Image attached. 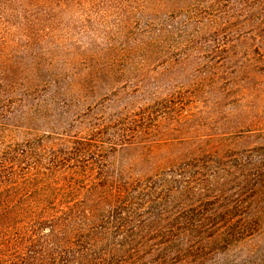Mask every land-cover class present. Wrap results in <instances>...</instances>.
I'll return each instance as SVG.
<instances>
[{
	"label": "trees",
	"instance_id": "16d2710c",
	"mask_svg": "<svg viewBox=\"0 0 264 264\" xmlns=\"http://www.w3.org/2000/svg\"><path fill=\"white\" fill-rule=\"evenodd\" d=\"M113 11L133 17L135 34L87 102L58 58L85 30L76 14ZM216 16L187 0H0V264H234L264 234V130H227L235 107L219 100L237 103L234 82L214 71L200 99L161 94L155 74L143 83L174 62L211 66L230 44ZM204 33L215 35L197 45ZM243 136L258 142H231Z\"/></svg>",
	"mask_w": 264,
	"mask_h": 264
},
{
	"label": "rangeland",
	"instance_id": "374dc122",
	"mask_svg": "<svg viewBox=\"0 0 264 264\" xmlns=\"http://www.w3.org/2000/svg\"><path fill=\"white\" fill-rule=\"evenodd\" d=\"M187 1L199 3L209 12L213 8L218 16H216L218 22L220 21L219 29L229 32V49L220 52L218 58L216 57L217 55L209 58L212 63L209 67L203 64V67H200V62L208 59V56H198L193 59L199 63L198 71H193L190 67L195 65L194 61H190L185 66H179L178 63L174 62L169 70L148 73L143 83L146 85L150 84L153 81L150 76L155 74L161 94H165L172 88L185 87L186 90L195 91L197 98L200 99L199 96L203 95L204 92H207V94L211 93L209 90L213 85H210L209 77L212 79V72L215 71L219 76H226L230 82H234L232 90L228 89V92H232L230 99L233 96L238 97L237 103L233 106L227 97L219 100L221 108L225 105L223 107L224 110H234L235 107L237 116L229 117V122L226 123L229 125L227 130L232 131L246 126L250 128L259 127L264 130V0ZM84 17L86 16L81 13L74 16L78 30H85L83 32L77 30L78 32L69 40V42L73 43L74 51H72L71 45H68L67 42L64 49L72 52L60 53L58 60L60 61L61 58H64L74 66L75 72L78 74V81L83 86L82 94L87 97V102H94L106 92L100 78L104 79L102 75L105 73L106 67L108 68L106 60L109 54L119 47L118 42L131 45L130 35H127V30H130L131 34H135V30L131 31L129 29L130 26L127 24L129 23L127 19L131 20L133 17L123 14V11L107 12L103 15L90 14L88 22H83ZM86 26L91 29H86ZM214 35L212 33H204L200 39L195 38L196 44L200 45L202 38L211 40ZM176 40H178L177 36L171 40L172 44H175ZM226 47L228 45L223 48ZM160 65L161 62H158L154 68L157 67V70L160 71ZM142 71L143 69L137 74ZM169 74L172 75L173 79L169 82H164V78ZM196 79H198L196 83H192ZM196 101V111L205 110L207 113L212 112L210 111L213 107L211 103ZM202 120L212 124L208 122V118ZM31 133L16 131L13 133L12 138L20 140ZM231 142L241 147L258 141L256 136H243L232 137ZM232 257L235 258L234 264H264V234L251 238L246 249H235Z\"/></svg>",
	"mask_w": 264,
	"mask_h": 264
}]
</instances>
